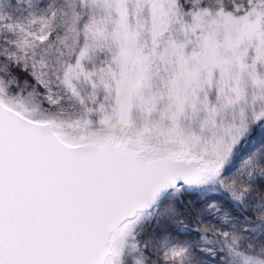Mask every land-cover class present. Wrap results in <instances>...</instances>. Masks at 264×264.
Returning a JSON list of instances; mask_svg holds the SVG:
<instances>
[{"label":"snow or ice","instance_id":"snow-or-ice-1","mask_svg":"<svg viewBox=\"0 0 264 264\" xmlns=\"http://www.w3.org/2000/svg\"><path fill=\"white\" fill-rule=\"evenodd\" d=\"M0 264H264V0H0Z\"/></svg>","mask_w":264,"mask_h":264}]
</instances>
